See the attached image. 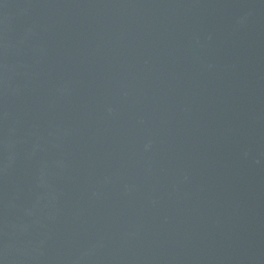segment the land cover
Here are the masks:
<instances>
[{
	"label": "water",
	"instance_id": "95a60500",
	"mask_svg": "<svg viewBox=\"0 0 264 264\" xmlns=\"http://www.w3.org/2000/svg\"><path fill=\"white\" fill-rule=\"evenodd\" d=\"M176 264H264V0H108Z\"/></svg>",
	"mask_w": 264,
	"mask_h": 264
}]
</instances>
